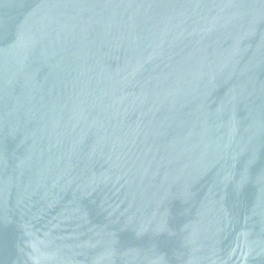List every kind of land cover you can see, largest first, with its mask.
I'll list each match as a JSON object with an SVG mask.
<instances>
[{
	"label": "water",
	"instance_id": "95a60500",
	"mask_svg": "<svg viewBox=\"0 0 264 264\" xmlns=\"http://www.w3.org/2000/svg\"><path fill=\"white\" fill-rule=\"evenodd\" d=\"M0 264H264V0H0Z\"/></svg>",
	"mask_w": 264,
	"mask_h": 264
}]
</instances>
